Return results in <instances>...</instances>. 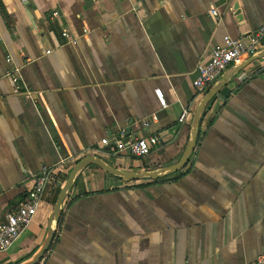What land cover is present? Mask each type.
<instances>
[{"label": "crops", "instance_id": "crops-1", "mask_svg": "<svg viewBox=\"0 0 264 264\" xmlns=\"http://www.w3.org/2000/svg\"><path fill=\"white\" fill-rule=\"evenodd\" d=\"M263 23L264 0H0V217L44 169L63 175L86 155L127 171L176 163L203 98L193 85L197 63L227 33ZM127 129L129 140L158 143L143 157L101 143L124 141ZM61 180L0 264L40 248ZM147 180L86 167L37 264L253 263L264 253V58L207 105L182 171Z\"/></svg>", "mask_w": 264, "mask_h": 264}, {"label": "built area", "instance_id": "built-area-1", "mask_svg": "<svg viewBox=\"0 0 264 264\" xmlns=\"http://www.w3.org/2000/svg\"><path fill=\"white\" fill-rule=\"evenodd\" d=\"M210 13L215 17L219 16L217 7L212 8ZM62 35L69 38L71 43H76V39H71L67 31H62ZM263 38L264 23L255 30L239 34L227 33L224 35L223 43L212 49L208 59L197 63L196 77L193 81L197 92L203 96L228 68L240 64L244 59L262 49ZM7 61L9 62L10 58H7ZM11 79L16 87L20 88L17 75L11 74ZM155 93L160 105L165 107L166 103L161 91L157 89ZM189 116L190 112L184 109L178 120L182 124L186 123ZM155 118L153 115L152 119ZM144 124L148 125L149 121H145ZM101 143L104 145L112 144L115 150L122 151L129 149L131 155L143 157L150 153L152 147L156 146L158 137H135L127 143L121 139H110L109 141L108 138H104L101 140ZM54 168L44 169L25 199L0 217V252L10 249L35 217L50 185V177L55 170ZM251 264H264V253L259 255Z\"/></svg>", "mask_w": 264, "mask_h": 264}, {"label": "water", "instance_id": "water-1", "mask_svg": "<svg viewBox=\"0 0 264 264\" xmlns=\"http://www.w3.org/2000/svg\"><path fill=\"white\" fill-rule=\"evenodd\" d=\"M237 8H238L237 5H235L234 9ZM261 58H264V48L255 52L240 64L228 68L216 80V82L211 86V88L203 95V98L201 99L199 105L197 106L190 123V138L180 159L176 163L153 170L127 171L110 165L103 158L97 155H86L81 159H79L70 170L63 186L60 188L58 192L53 211L49 217L48 230L45 240L43 241L40 248L35 252V254L32 255L31 258L19 264H37L39 261H41L43 255L49 250L56 234L57 223L59 222L63 212V204L68 196L69 191L72 189V186L74 184L77 175L81 171H83L86 167L90 165H96L100 167L102 170H104L106 173L121 177L125 182H132L141 179L157 180L159 178H162L170 174H174L182 170L188 164L190 157L196 148L198 127L207 105L211 102V100L214 99V97L222 89V87L226 85L227 82L231 80L240 70L245 68L253 61L259 60ZM129 131L130 129L126 130L125 139H124L125 143L129 141ZM127 151H129V149H127Z\"/></svg>", "mask_w": 264, "mask_h": 264}, {"label": "trees", "instance_id": "trees-1", "mask_svg": "<svg viewBox=\"0 0 264 264\" xmlns=\"http://www.w3.org/2000/svg\"><path fill=\"white\" fill-rule=\"evenodd\" d=\"M72 169V168H71ZM71 169H69L68 171H66L63 175H61V173L60 172H62L63 170L61 169L60 171L58 170V171H53L52 172V174H51V177H50V183H54V182H56L57 181V179L61 176L62 177V180H61V182H60V188L63 186V184H64V182H65V180H66V178H67V176H68V174H69V172H70V170ZM189 170V169H188ZM188 170H186V172L188 171ZM180 171H182V170H180ZM180 171H178V172H180ZM177 172V173H178ZM148 181V183H153V182H157L158 180H147ZM147 183V184H148ZM68 205V203H67V201H66V203H65V206H67ZM56 236H57V232H56V234H55V237H54V239H53V241H52V244H51V246H50V248L53 246V243L55 242V239H56ZM49 248V249H50Z\"/></svg>", "mask_w": 264, "mask_h": 264}]
</instances>
